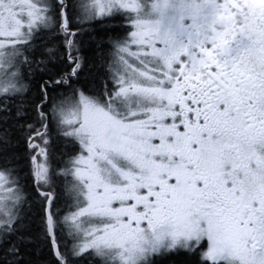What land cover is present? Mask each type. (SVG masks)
<instances>
[{
  "label": "snow or ice",
  "instance_id": "1",
  "mask_svg": "<svg viewBox=\"0 0 264 264\" xmlns=\"http://www.w3.org/2000/svg\"><path fill=\"white\" fill-rule=\"evenodd\" d=\"M0 264H264V0H0Z\"/></svg>",
  "mask_w": 264,
  "mask_h": 264
}]
</instances>
